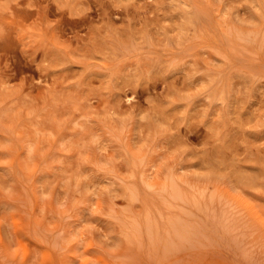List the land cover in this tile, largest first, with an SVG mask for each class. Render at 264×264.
Listing matches in <instances>:
<instances>
[{"label": "rangeland", "instance_id": "1", "mask_svg": "<svg viewBox=\"0 0 264 264\" xmlns=\"http://www.w3.org/2000/svg\"><path fill=\"white\" fill-rule=\"evenodd\" d=\"M0 264H264V0H0Z\"/></svg>", "mask_w": 264, "mask_h": 264}]
</instances>
